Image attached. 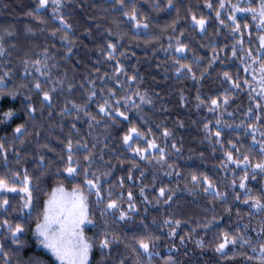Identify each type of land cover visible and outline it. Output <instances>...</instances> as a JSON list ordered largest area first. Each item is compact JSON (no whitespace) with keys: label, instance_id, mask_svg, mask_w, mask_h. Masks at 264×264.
I'll return each mask as SVG.
<instances>
[{"label":"trees","instance_id":"obj_1","mask_svg":"<svg viewBox=\"0 0 264 264\" xmlns=\"http://www.w3.org/2000/svg\"><path fill=\"white\" fill-rule=\"evenodd\" d=\"M172 3L174 7L169 9L168 0H136L138 19L142 16L148 24L147 29H136L135 22L128 20L112 0H61L58 10L50 3L39 14L35 12L36 0H0V44L4 48L0 76L9 73L0 85V116L8 110L14 112L11 120L0 123V142L7 149L6 160L0 155V178L8 179L12 185L19 176L14 184L16 193L0 192V197L9 202L0 209V264H59L37 235L45 207L59 188L70 194L80 188L87 198L88 215L93 221L82 226L84 236L93 242L87 264H118L120 259L124 264H147L142 255L138 257L132 251L138 247L136 239L143 236L158 237L156 255L150 264H258L259 245L264 243V211L243 201L258 198L264 203V174L252 179V169L248 168L246 188L240 189L245 172L227 161V153L231 152L234 158L248 155L253 164L264 159L260 145L253 144V132L257 141L264 142V106L256 108V103L264 105V100L252 92V88L259 91L260 76L254 71L258 65L251 64L258 52L264 58L258 39L264 30L257 27L258 20L252 18L251 12H236L240 32L233 33L228 16L233 15L232 5L258 10L260 0H225L224 9L212 0L211 10L205 6L207 0ZM131 7L126 0L125 10L130 12ZM217 11L223 24L216 17ZM193 14L206 18L205 33L198 27L193 30ZM59 17L70 27L60 24ZM9 32L13 34L8 35ZM177 41L186 45L183 54L175 51L180 46ZM109 43L116 46L112 60L108 59ZM248 50L252 51V58L248 57ZM36 60L42 62L40 67L46 75L35 71ZM177 60L192 71L184 69L178 76ZM117 64L122 69L119 76L115 74ZM226 71L231 81L224 78ZM37 79L45 91L55 89L50 92V107L45 106L42 95L34 88ZM237 81L239 88L232 86ZM93 90L97 95L89 102ZM141 96L150 103L142 102ZM105 99L126 112L129 119H111L99 113ZM117 99L120 105H116ZM212 99L219 106L209 111ZM225 99L227 104L223 103ZM73 103L81 111L65 113L64 109H71ZM125 104L127 108L123 107ZM30 105L36 109L34 116L28 110ZM90 116L96 120H90ZM21 125L28 133L23 136V144L14 139V129ZM132 125L146 135L151 130L148 138L164 148V160L156 151L140 160L123 146L122 136ZM164 131L170 135L164 137ZM69 139L81 164L76 177H68L63 171ZM77 143L88 147L77 148ZM143 144L140 141L137 146ZM88 151L92 156L87 170L101 178L102 195L106 197L103 204H97L96 195L90 194L84 183L88 164L84 155ZM25 173L31 180L29 209L23 207L26 194L19 190ZM193 175L200 178L199 186L192 183ZM204 178L214 185V190L203 191L207 187ZM161 187L165 189L164 197L160 196ZM129 191L133 194L134 211L130 210ZM109 193L119 201L120 208L112 210L115 216L102 217L101 209L106 206ZM169 195L172 199L166 203ZM120 211L130 218L120 220ZM169 220L180 223L166 224ZM4 221L25 229L19 234L20 244L13 243ZM103 231L122 241L113 245L110 257L102 255L98 247V236ZM225 232L244 236L252 244H229L224 255L217 253L215 249ZM252 247L257 252H252Z\"/></svg>","mask_w":264,"mask_h":264},{"label":"snow or ice","instance_id":"obj_2","mask_svg":"<svg viewBox=\"0 0 264 264\" xmlns=\"http://www.w3.org/2000/svg\"><path fill=\"white\" fill-rule=\"evenodd\" d=\"M38 7L35 9L36 14L40 13L41 9H46L49 7V4L55 5L56 9L58 10L61 6V0H36ZM127 2L132 6L131 11L125 10V4L126 0H112V3L118 4L120 6V10L123 11L125 17H127L128 20L135 22V28L140 29L148 28V24L143 22V17L141 16L140 19H138V12L135 7L136 0H127ZM219 4L220 9H224L226 7L225 0H217ZM208 9H213V3L212 0H207V3L205 5ZM173 3L172 0H168V8L172 9ZM233 15L228 16V19L232 21L233 27L231 31L233 33L240 32V24L237 23L236 16L234 13L236 12H251L252 18L254 20H258L257 27L262 28L264 30V0H260V6L259 9H255L252 7L244 8L240 4L232 5ZM29 16H33L32 12L28 13ZM216 17L218 20H220V23L223 24L224 21L220 19L221 13L219 11L216 12ZM35 18V16H33ZM60 24L64 25L65 28L70 27L66 24L63 17H59ZM192 24L194 26V29L198 27L199 31L201 33L206 32V24L207 20L205 17H197L196 15L191 16ZM245 29H247V25L244 26ZM29 31H31L29 29ZM13 33L9 32L8 35H12ZM52 35H55V33H52ZM66 39V37H65ZM259 49L264 50V35H259ZM3 40V36H0V41ZM240 43H243V41H239ZM177 44L180 45V42L177 41ZM108 48L111 49V51L108 53V59L112 60L115 59V52H116V46L112 43H109ZM186 48V45H180L176 47L175 51L179 52L181 54L184 53ZM4 55V48L2 44H0V56ZM121 55H123L121 53ZM233 55H236L235 50H233ZM248 57L252 58L253 53L251 50L247 51ZM27 64V61L25 62ZM40 60L34 61V68L36 72H39L42 76L46 75L44 71H42L40 65ZM176 63L179 65V68L177 69L176 74L179 76L181 72L184 69H187L188 72H191L192 69L186 65L180 63L179 60L176 61ZM251 64L258 65V68L254 71L259 72V91H257L256 88H252V92H255L257 96L261 97L262 100H264V58L261 57L260 53L258 52L257 55L252 58ZM251 65H249L250 67ZM44 67L46 68L47 65L45 64ZM248 71V68H245V72ZM122 72V69H120L119 64H117L116 67V75L119 76ZM27 75H31L30 72L26 71ZM8 72H4L3 76H0V85L4 83V76H8ZM223 76L226 80L231 81L232 77L229 75V73L226 71L223 73ZM131 79H135V77H132ZM193 79H195V76H193ZM253 80H256V75H253ZM47 81H45L46 83ZM247 83V81H245ZM235 88H239L240 84L239 82H235L232 85ZM35 90L42 95V101L44 102L45 106H51L52 105V96L50 95L51 91H55V89H51L48 91L44 90L42 82L37 79L34 83ZM2 90V89H0ZM69 91H71V88H69ZM97 93L95 90H93L88 97L89 102H93L94 98L96 97ZM111 97L115 98V93L111 92ZM3 97H0L2 99ZM12 98H15V95H12ZM142 102H149L145 101V98L143 96L140 97ZM199 99V97H198ZM203 103V101H201ZM224 104L228 103V100L225 99L223 101ZM116 105H120V101L116 100ZM212 107L209 108V111H214L218 106V101L216 99L211 100ZM264 105H261V103H256V108L259 109ZM123 107L127 108L128 105L125 104ZM29 112L34 116L36 109L29 106ZM72 110H75L76 112L81 111V108L77 106L75 103L72 104V108L68 109L65 108V113H70ZM251 111V110H250ZM99 113L103 114L104 116H107L111 119H115V117H121L123 120H128L129 117L127 116L126 112L120 111L119 108L115 107L114 105L110 104L107 99L104 100V103L102 106H99ZM114 113V115H113ZM87 115V113H86ZM14 116V112L11 110H8L0 116V123H5L12 119ZM260 117L257 116V119ZM90 120H96V117L90 116ZM96 123H99V121H96ZM91 126V125H90ZM75 127V125H73ZM207 128V125H205ZM253 128L255 125L252 126ZM28 135V133L25 130V127L23 125L16 127L14 129V139L18 138L23 144V136ZM151 135V130H149L148 135L145 134L144 131H142L140 128L136 127L135 125H132L128 128V131L122 136V144L123 146L129 150L132 151L135 156H138L140 160L148 159L149 156L153 151L158 152L160 160H164L165 152L164 148L160 147L155 140L149 139L148 136ZM164 137H168L170 133L168 131H164L163 133ZM216 135L219 136L220 133L216 132ZM253 135V144H259V152L264 154V142L257 141L255 139V132L252 133ZM261 135H264V133H261ZM140 141H144V144L141 146ZM47 147V145L45 146ZM77 148H83L87 149V144H80L77 143ZM95 147V145H93ZM173 148L176 146L173 144ZM233 148H236V145H232ZM73 142L71 139L67 141L66 144V160H65V166L63 168V171L67 174L68 177H76L80 174L81 164L79 160L76 158V154L73 151ZM179 151V149H176ZM49 151L51 149L49 148ZM0 155L4 156V159H7V149L5 147V144L0 142ZM91 156L92 153L90 151L86 152L84 155V160L88 161L87 166L84 168V183L87 185V190L91 193H94L97 197V204H103L105 202L106 197L102 195L103 189L101 187L100 183V176H97L95 172H92L89 174L87 168L91 167ZM61 159H64L62 156ZM101 160H103V156L100 157ZM227 161L231 164H235L237 167H242L245 175L240 179L239 188L245 189L246 184L245 181L248 179V168L252 169V179H256V176L258 174H264V159H261L259 162H256L255 164L251 163L250 158L248 155L243 156H237L233 157V154L231 152L227 153ZM43 157H41L40 163L43 164ZM159 162V161H158ZM227 166V165H225ZM169 168H171V165H168ZM143 175V173H141ZM179 175V173H177ZM264 178V177H262ZM129 179H131V176H129ZM192 183L196 186H199L201 183L200 178L193 175L191 177ZM19 181V176L17 175L12 182V185H10L8 179L0 178V192H16L18 189L14 186L15 182ZM22 187L19 189L20 191L26 193V198L23 207L29 208L31 207V191L29 190V184L31 183V180L27 173L24 174V179L21 182ZM203 183L207 185V187L203 188V191L205 193H208L210 190H214V185L207 179H203ZM235 184V182H233ZM123 186V181H121V187ZM60 193H63V188H59L57 190ZM160 196H165V189L163 187L160 188ZM141 196H144V189L141 188L140 192ZM121 194V198H122ZM216 195L222 196L221 193H216ZM127 198L130 203V210H135V204L131 203L133 201V194L131 191L127 193ZM237 199H240L239 196L236 197ZM147 199V197H145ZM172 199L171 195L167 196L165 202H170ZM246 204H249L251 208L257 210V211H264V203L261 202L258 198H252L251 201L249 199H245L243 201ZM8 199L0 197V209L5 208L8 205ZM120 204L118 200H113L111 198V193L108 194L107 197V203L106 206L101 209V216H108L112 215L115 216V211L112 210H119ZM126 218H130L126 212L120 211L119 212V219L124 220ZM92 219L89 218L88 215V206H87V198L83 195L82 190L80 188H76L73 190V194L71 196H62L57 197L54 193L52 198L48 201L47 206L45 207L44 213H43V223L39 224L37 226V235L38 237L42 238L40 240V243L43 245L44 248L51 251L53 256L56 258L57 261H59V264H87L89 253L91 252L93 248V242L89 241L83 234L82 226L85 224H92ZM166 224H173L175 223L176 226L179 225V221H166ZM4 225L7 226L8 231L11 233V236L13 237V243L20 244V240L18 239L19 234L24 232V228L17 224L14 227L10 224H8L7 221L3 222ZM171 235H175V232L173 231ZM157 238H153L152 236H143L140 238H137L135 243L138 247H133L132 251L136 253L138 257L141 255L145 258L147 261V264H150L152 256L156 255L154 248H155V240ZM99 244L98 247L100 248L102 255L106 257H110L111 252L113 251V245H116L122 241H120L119 237H116L113 234H110L107 231H103L98 236ZM183 243V241H181ZM237 243H240L242 246L247 244L251 245L252 241L250 239H246L244 236H231L229 233L225 232L222 236V241L217 245L215 251L217 253H220L222 255L225 254V249L228 247L229 244L236 245ZM127 246V245H126ZM142 250V252H141ZM3 251L2 246H0V252ZM252 252H257L256 247L251 248ZM249 260L253 259V257L248 256ZM171 257H169V260L171 261ZM258 264H264V243H261L259 245V255L257 257ZM118 264H124V260L120 259L118 261Z\"/></svg>","mask_w":264,"mask_h":264},{"label":"rangeland","instance_id":"obj_3","mask_svg":"<svg viewBox=\"0 0 264 264\" xmlns=\"http://www.w3.org/2000/svg\"><path fill=\"white\" fill-rule=\"evenodd\" d=\"M14 193H16V192H14ZM20 193L22 194V195H24L25 196V194L26 193H24V192H22V191H20ZM56 194V196L59 198V197H62V196H71L72 194H70V193H68V192H65V191H63V193H60V192H56L55 193ZM29 209V208H28ZM90 254V253H89Z\"/></svg>","mask_w":264,"mask_h":264}]
</instances>
